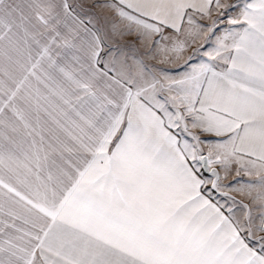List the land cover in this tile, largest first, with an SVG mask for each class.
Here are the masks:
<instances>
[{"label": "snow or ice", "instance_id": "obj_1", "mask_svg": "<svg viewBox=\"0 0 264 264\" xmlns=\"http://www.w3.org/2000/svg\"><path fill=\"white\" fill-rule=\"evenodd\" d=\"M0 264H264V0H0Z\"/></svg>", "mask_w": 264, "mask_h": 264}, {"label": "crops", "instance_id": "obj_2", "mask_svg": "<svg viewBox=\"0 0 264 264\" xmlns=\"http://www.w3.org/2000/svg\"><path fill=\"white\" fill-rule=\"evenodd\" d=\"M228 2L231 3V2H233V0H228ZM243 179L247 180L248 178L247 177H243ZM237 198H239V196Z\"/></svg>", "mask_w": 264, "mask_h": 264}, {"label": "rangeland", "instance_id": "obj_3", "mask_svg": "<svg viewBox=\"0 0 264 264\" xmlns=\"http://www.w3.org/2000/svg\"><path fill=\"white\" fill-rule=\"evenodd\" d=\"M221 202H223V201H221Z\"/></svg>", "mask_w": 264, "mask_h": 264}]
</instances>
